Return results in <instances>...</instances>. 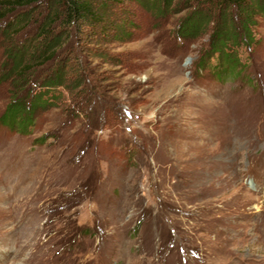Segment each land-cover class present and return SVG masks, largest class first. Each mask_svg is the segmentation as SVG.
Wrapping results in <instances>:
<instances>
[{
  "label": "rangeland",
  "instance_id": "obj_1",
  "mask_svg": "<svg viewBox=\"0 0 264 264\" xmlns=\"http://www.w3.org/2000/svg\"><path fill=\"white\" fill-rule=\"evenodd\" d=\"M245 3L247 44L231 7L204 5L210 23L189 35L196 5L95 0L97 23L60 57L72 81L86 74L81 98L106 99L76 111L58 88L30 135L0 124V264H264V18ZM18 11L0 20V115L9 55L36 47ZM221 37L237 76L214 75Z\"/></svg>",
  "mask_w": 264,
  "mask_h": 264
},
{
  "label": "trees",
  "instance_id": "obj_2",
  "mask_svg": "<svg viewBox=\"0 0 264 264\" xmlns=\"http://www.w3.org/2000/svg\"><path fill=\"white\" fill-rule=\"evenodd\" d=\"M251 1L255 2L257 8L255 12H259V16L264 18V0ZM251 1L249 0V2ZM148 3L159 14L171 12L179 7L193 8L196 5L194 13L186 19L184 31L189 35L201 33L204 30L203 28L210 23L208 18L211 16V12L204 5L214 6L216 11L221 7L223 9L229 7L237 9L243 15V19L239 23V28L244 33L243 39L246 44L252 42L247 28L250 27V19L254 16H252L253 12L244 9V6L247 5L245 0H148ZM94 4L95 0H4L0 2V9L4 10V13L0 15V20H7L6 27H12V22L8 21L9 15L18 9V12H21L19 19L21 23L25 24L20 31L31 25L34 26L31 34L28 33V35L33 36V42L36 43V47H32V52L28 56L22 52L15 54L13 50L9 55L12 63L10 78L13 77L14 79H12L9 86L12 93L9 95V101L0 115V124L11 133L21 136L30 135L39 112L53 106L51 102L54 97L51 91L58 88L68 90L70 93L75 92L72 99L74 100L73 104L78 106L76 111H80V106H82H79L80 102L83 99L88 101L91 97L96 96L95 92L99 93L101 98L106 99L98 87H92L91 85H89V88L86 86L88 97L81 98L83 89H80L81 91L78 89L81 82L85 80L86 74L84 71L80 72L72 81L64 72L67 60L60 57L63 52L69 51L72 47L71 37L75 34V37L79 35L78 29L80 26H89L90 28L92 24L97 23L98 15ZM198 5L203 7L198 8ZM38 9L44 10L40 21L28 18V10ZM226 26L230 32V37L229 39L224 38V40L236 42L235 36L237 33L233 31L234 26L231 23H227ZM221 40L222 37L218 39L217 44L214 43L211 47V52L217 56L214 75L219 78L237 76L242 72L241 65L235 60L234 56L224 53V49L221 50L224 46ZM25 45L22 46L25 47ZM214 47H216V51H214ZM56 64H58L57 69L49 72L52 66ZM199 64L201 65V62ZM90 82H94L93 79ZM107 107L108 105L104 107L105 116ZM90 112L93 113L92 110ZM98 121L99 123L102 122L100 118L96 120L92 117L87 125L98 127Z\"/></svg>",
  "mask_w": 264,
  "mask_h": 264
}]
</instances>
